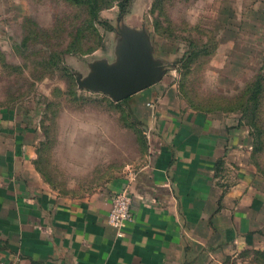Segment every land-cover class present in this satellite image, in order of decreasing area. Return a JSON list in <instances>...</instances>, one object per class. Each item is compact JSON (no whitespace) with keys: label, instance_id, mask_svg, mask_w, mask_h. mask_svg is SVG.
Masks as SVG:
<instances>
[{"label":"rangeland","instance_id":"rangeland-1","mask_svg":"<svg viewBox=\"0 0 264 264\" xmlns=\"http://www.w3.org/2000/svg\"><path fill=\"white\" fill-rule=\"evenodd\" d=\"M127 10L121 14L115 2L101 8L104 23L80 28L81 39L72 42L75 24L88 18L86 4L0 0V109L11 107L36 125L35 167L60 195L98 191L142 161L152 123L138 103L144 94L124 103L77 82L91 62L115 61L120 27L144 29L153 57L166 66L145 90L157 103L225 113L236 123L239 95L264 75V0H131ZM70 43L92 49L76 55L66 51ZM260 110L264 139V92ZM253 162L264 176V140ZM247 254L248 264H264V247Z\"/></svg>","mask_w":264,"mask_h":264},{"label":"crops","instance_id":"crops-1","mask_svg":"<svg viewBox=\"0 0 264 264\" xmlns=\"http://www.w3.org/2000/svg\"><path fill=\"white\" fill-rule=\"evenodd\" d=\"M147 88L138 101L152 114L142 161L82 197L44 184L34 164L36 125L0 109L1 260L248 264V250L264 247V176L255 168L246 128L228 123L225 113L157 103ZM121 189L133 219L119 235L107 217Z\"/></svg>","mask_w":264,"mask_h":264},{"label":"water","instance_id":"water-1","mask_svg":"<svg viewBox=\"0 0 264 264\" xmlns=\"http://www.w3.org/2000/svg\"><path fill=\"white\" fill-rule=\"evenodd\" d=\"M120 41L116 46L113 63L94 61L85 76L78 75L82 88L108 94L113 100L121 101L154 83H157L166 66L152 55V45L144 29L120 27Z\"/></svg>","mask_w":264,"mask_h":264},{"label":"trees","instance_id":"trees-1","mask_svg":"<svg viewBox=\"0 0 264 264\" xmlns=\"http://www.w3.org/2000/svg\"><path fill=\"white\" fill-rule=\"evenodd\" d=\"M78 3L86 4L87 12H88V18H84L81 22L78 24H75L74 31L71 32V35H73L75 42L81 39V36L79 35L81 28H92L93 30L97 29V24H103L104 21L99 16V11L103 7H110L115 2L120 10L121 14L126 13L128 10V5L131 0H70ZM73 49H66L67 52L70 53H76V55L82 53L86 54L90 52L92 49H86V50H80L78 47H74L73 43H70L68 46H70ZM60 59V56L57 57V60ZM57 64V61L56 63ZM264 92V75L262 77L261 74H257L255 78L253 79V82L250 84H246L245 88L242 90L241 94L238 97V108L239 109V117L237 119V126H243L248 128V139L252 146V157H254L256 152H259L262 148L263 144V137L260 136V125L258 123H261V116L259 115V111H261V104H262V96ZM129 98L131 96L121 100V102L128 103ZM7 110H13L11 107H4ZM133 112V108H132ZM135 112V111H134ZM136 113V112H135ZM212 113H216L215 111H212ZM262 254V252H261Z\"/></svg>","mask_w":264,"mask_h":264},{"label":"built area","instance_id":"built-area-1","mask_svg":"<svg viewBox=\"0 0 264 264\" xmlns=\"http://www.w3.org/2000/svg\"><path fill=\"white\" fill-rule=\"evenodd\" d=\"M111 207L108 212L107 222L109 225L115 227L121 235V231L126 227L133 219L131 210V199L126 193L125 189H121L114 193L111 200ZM0 264H6L0 259Z\"/></svg>","mask_w":264,"mask_h":264}]
</instances>
